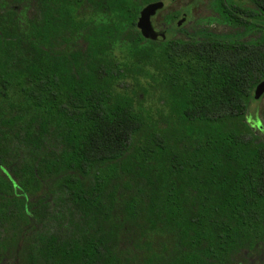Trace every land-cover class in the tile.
I'll use <instances>...</instances> for the list:
<instances>
[{"label": "trees", "instance_id": "obj_1", "mask_svg": "<svg viewBox=\"0 0 264 264\" xmlns=\"http://www.w3.org/2000/svg\"><path fill=\"white\" fill-rule=\"evenodd\" d=\"M153 2L0 0V264H242L264 247V39L146 40ZM250 3L246 34L264 28ZM145 78L159 121L135 106Z\"/></svg>", "mask_w": 264, "mask_h": 264}, {"label": "flooded vegetation", "instance_id": "obj_2", "mask_svg": "<svg viewBox=\"0 0 264 264\" xmlns=\"http://www.w3.org/2000/svg\"><path fill=\"white\" fill-rule=\"evenodd\" d=\"M167 22H155V30L165 32L166 39L190 43L213 40L236 44L246 52V42L264 39V28L246 34V16L251 9L250 0H162ZM264 18V14H260ZM240 49V48H238ZM264 80V79H263ZM262 80V81H263ZM256 89V88H255ZM255 90L253 93V97ZM250 124L264 131V93L252 103ZM261 241V240H260ZM254 245L255 251H246L242 264H264L262 242Z\"/></svg>", "mask_w": 264, "mask_h": 264}, {"label": "rangeland", "instance_id": "obj_3", "mask_svg": "<svg viewBox=\"0 0 264 264\" xmlns=\"http://www.w3.org/2000/svg\"><path fill=\"white\" fill-rule=\"evenodd\" d=\"M124 51L120 48L115 49V55L117 58L121 59L123 56ZM140 84L142 85L141 88L143 89V92L145 95L142 97L140 101L135 99V106L138 109H142L143 112H146L150 114V116L155 121H159L160 116L166 115L168 112L167 107L161 103V97L164 96L163 91L158 87L155 86L154 82H152L150 79H140ZM133 80H126L125 85L124 83L122 86H124V91L128 92L129 95L131 94V90L135 89V91H138V88L136 89V85ZM122 89V88H121ZM123 90V89H122ZM139 93V92H138Z\"/></svg>", "mask_w": 264, "mask_h": 264}, {"label": "water", "instance_id": "obj_4", "mask_svg": "<svg viewBox=\"0 0 264 264\" xmlns=\"http://www.w3.org/2000/svg\"><path fill=\"white\" fill-rule=\"evenodd\" d=\"M163 7V2H153L146 5L139 13L136 20V27L141 36L150 41L164 42L166 39L165 32L155 30L152 25V17ZM264 93V80L260 82L256 89L254 98L258 99Z\"/></svg>", "mask_w": 264, "mask_h": 264}]
</instances>
